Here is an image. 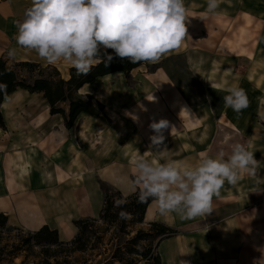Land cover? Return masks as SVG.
<instances>
[{"label": "rangeland", "instance_id": "obj_1", "mask_svg": "<svg viewBox=\"0 0 264 264\" xmlns=\"http://www.w3.org/2000/svg\"><path fill=\"white\" fill-rule=\"evenodd\" d=\"M185 5L189 17L186 25L188 37L180 48L157 63H147L130 76L125 75V79H107L99 84L100 98L107 104L99 120L102 132L84 137L86 143L81 144L84 150L89 151L100 145L98 152L101 151L105 157L118 149V156L126 158H118V161L130 165L141 157L157 163L159 157L167 155L164 162L174 163L176 160L180 161L182 167L192 168L205 156L216 158L220 151L227 156L233 144L241 143L254 153L257 160H264V33L260 35L257 26L262 22L264 30V0H220V7L214 14L207 12L206 0H185ZM235 18L241 25L248 26H232L236 23L233 21ZM197 40L198 48L194 46ZM191 51L195 52L192 54ZM161 66L168 69H164L167 77L169 72L174 76L177 70L181 80L188 81L190 90L170 91L164 86V80L161 82L159 78ZM53 69L48 70L50 75H54ZM61 76L64 77L62 73ZM230 87L242 88L247 94L249 106L239 114L231 108L220 107L224 106L223 97ZM153 96L155 101H149ZM190 97L193 103L187 104L185 101ZM160 105L163 110L159 108ZM169 109L173 112L166 113L167 119L173 121L176 117L177 130L169 132L173 136L162 145L165 147L163 152L153 150L146 137L148 126L152 120H156L155 115ZM128 117L132 124L128 123ZM127 127L133 129L128 132ZM127 157L131 158L130 163ZM119 162L118 168H126L125 164ZM109 169L107 167L100 172L87 168L80 173L89 189L98 186L102 190L101 197L90 192L98 209L104 205V188L112 190L113 194L122 188L126 197L129 196L128 191H134V194L138 192L133 186L134 173L131 182L115 181L119 186L115 187L109 179ZM100 174L102 179L99 180ZM241 176L248 182L254 180L244 173ZM259 179L264 181V168L260 171ZM249 184L251 189L256 187V183ZM260 188L264 189V184ZM259 199L257 205L247 210L253 213L252 216L248 215L244 225L260 229L256 236L261 239L259 247L264 249V190L257 191L256 200ZM131 221L127 220V229L119 235L115 227L104 222L89 223L88 226L92 227L84 237V252L75 251L69 244L50 248L33 244L31 252L22 249L17 258L1 264H105L117 248H122L126 255V243L139 230L148 232L151 229L150 224L133 225ZM72 232L59 235L60 240L71 238ZM27 234L26 231L4 232L0 248L9 245L10 250L12 246L21 244Z\"/></svg>", "mask_w": 264, "mask_h": 264}, {"label": "crops", "instance_id": "obj_2", "mask_svg": "<svg viewBox=\"0 0 264 264\" xmlns=\"http://www.w3.org/2000/svg\"><path fill=\"white\" fill-rule=\"evenodd\" d=\"M30 6L31 0H0V60L5 61L9 68L23 62L38 63L43 67L56 68L63 74V78H69L72 67L68 62L50 65L35 52L17 47L14 39L16 22L23 19L25 9ZM233 21L236 22L232 25L234 27L248 26L241 25L237 18ZM261 23L257 26L260 35H263ZM191 46L193 48V44ZM194 46L198 48V40ZM13 48L16 49V54L9 58L7 53ZM195 51L191 53H197ZM164 69L167 68L161 66L158 75L170 91L190 90L188 81H182L177 70L174 76L169 72L167 77ZM116 78L125 79V74L117 72L98 78L85 85L79 94L92 95L106 107L107 104L100 98L99 84ZM160 85L162 87V83ZM185 102L193 103L191 97ZM162 105L159 108L163 110ZM163 106L167 108V105ZM1 111L6 130L0 129V214L8 216L11 226L26 232H37L44 226H49L52 230H57L60 236L73 231L71 238H61L63 242L71 241L78 233L74 222L97 219L102 210L94 205L95 199L90 194L92 192L101 197L102 190L98 186L89 189L80 176L81 172L87 168L102 172L109 167V179L114 182L115 187H119L116 184L119 180L131 182L133 165L118 161V158L126 160L118 156V149L104 157L101 151L98 152L100 145L89 151L81 146L86 143L84 137L102 132L99 126L102 115L81 114L74 127L69 130L62 115L50 114V105L43 94H30L23 89L16 90L4 100ZM171 111L173 112L172 109L160 111L162 113L154 118L157 121L167 119L166 113ZM126 119L132 124L129 121L131 118ZM167 120L171 127L165 131L164 143L173 136V129L177 130L176 117L173 121L170 118ZM132 129H128V132ZM146 133L148 139L153 134L149 126ZM127 158L130 163L131 158ZM166 159L167 155L159 157L157 163H164ZM118 162L125 164L126 168H118ZM179 162L175 165L184 169ZM249 183H256V180L248 182L241 179L236 186L225 183L220 196L213 198L212 213L191 220L181 219L175 213L161 215L157 205L152 202L146 211L145 224L162 223L179 233L178 236L162 240L158 244L162 264H264V249L259 247L261 239L256 236L260 229L244 225L248 215L252 216L253 213L247 210L260 202V199L256 200V193L260 190L256 189L257 186L251 189ZM120 190L122 193L123 189ZM132 194L134 191H128L127 196Z\"/></svg>", "mask_w": 264, "mask_h": 264}, {"label": "clouds", "instance_id": "obj_3", "mask_svg": "<svg viewBox=\"0 0 264 264\" xmlns=\"http://www.w3.org/2000/svg\"><path fill=\"white\" fill-rule=\"evenodd\" d=\"M219 7L220 0H206L208 13ZM188 18L185 0H31L23 19L16 22L14 39L17 47L35 52L47 64L66 61L77 75H86L101 63L102 54L106 61L114 58L108 50L133 64L159 62L188 37ZM15 54V48L7 53L9 58ZM6 88L0 84V90ZM227 93L225 108L239 114L249 106L244 89L230 87ZM170 127L167 119L152 120L151 149L164 151L165 131ZM132 165L137 203L152 201L161 215L175 213L184 220L210 215L213 198L220 196L225 183L236 186L241 173L256 180L258 188L264 184L259 179L264 160H257L241 143L233 144L227 156L223 151L216 158L205 156L192 168L142 157ZM127 203L124 197L113 200L114 207L121 209V220L132 219L124 210Z\"/></svg>", "mask_w": 264, "mask_h": 264}, {"label": "trees", "instance_id": "obj_4", "mask_svg": "<svg viewBox=\"0 0 264 264\" xmlns=\"http://www.w3.org/2000/svg\"><path fill=\"white\" fill-rule=\"evenodd\" d=\"M114 58L106 61L103 58L101 63L92 67L89 73L77 75L74 68L71 69L69 78H63L61 73L53 67H43L38 63L23 62L18 63L13 68H9L7 63L0 60V84H6L7 88L0 90V129L6 130V124L1 111V106L6 99L18 89H23L30 94H43L50 105L51 115H62L67 129H72L81 114L100 116L105 110V106L98 102L94 96H82L79 91L87 84L93 83L98 78H102L117 72H122L126 76L144 66L147 63L133 64L127 59L121 60L115 57L112 51L108 50ZM53 69L54 75H50L48 70ZM112 190L104 188V205L97 219H81L74 222L78 229L76 237L71 242H63L59 238V232L52 230L49 226H44L37 232H28L21 244L14 245L9 250V245L0 248V264L6 260L17 258L22 249L31 252L33 244L40 247H58L72 245L75 251L84 252L86 244L84 237L88 232L89 223L96 224L98 221L106 225L115 227L117 235L124 233L127 229V220L118 218L120 208L113 205L114 198L124 197L128 203L124 210L132 214L133 225L144 224L145 215L152 201L137 203L138 192L125 197L120 191L113 194ZM151 229L146 232L139 230L135 237L126 243V255L122 248H117L110 260L105 264H162L161 256L157 250V242L169 239L177 235V231L162 223H151ZM24 231L21 228L13 227L9 224L8 216L0 214V242L4 232ZM100 240V238H98Z\"/></svg>", "mask_w": 264, "mask_h": 264}]
</instances>
